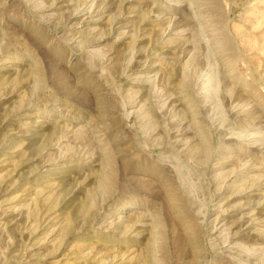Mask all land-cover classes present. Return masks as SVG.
<instances>
[{
	"label": "rangeland",
	"instance_id": "obj_1",
	"mask_svg": "<svg viewBox=\"0 0 264 264\" xmlns=\"http://www.w3.org/2000/svg\"><path fill=\"white\" fill-rule=\"evenodd\" d=\"M0 264H264V0H0Z\"/></svg>",
	"mask_w": 264,
	"mask_h": 264
}]
</instances>
